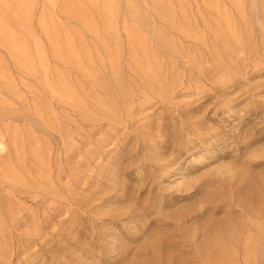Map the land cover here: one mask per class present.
I'll list each match as a JSON object with an SVG mask.
<instances>
[{
    "label": "rangeland",
    "instance_id": "374dc122",
    "mask_svg": "<svg viewBox=\"0 0 264 264\" xmlns=\"http://www.w3.org/2000/svg\"><path fill=\"white\" fill-rule=\"evenodd\" d=\"M0 264H264V0H0Z\"/></svg>",
    "mask_w": 264,
    "mask_h": 264
},
{
    "label": "bare ground",
    "instance_id": "6f19581e",
    "mask_svg": "<svg viewBox=\"0 0 264 264\" xmlns=\"http://www.w3.org/2000/svg\"><path fill=\"white\" fill-rule=\"evenodd\" d=\"M4 148L3 143L0 142V151Z\"/></svg>",
    "mask_w": 264,
    "mask_h": 264
}]
</instances>
